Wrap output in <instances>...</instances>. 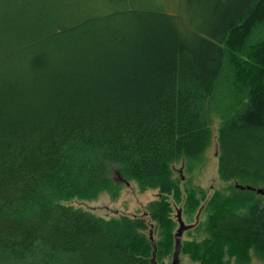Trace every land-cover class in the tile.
<instances>
[{
	"label": "trees",
	"instance_id": "obj_1",
	"mask_svg": "<svg viewBox=\"0 0 264 264\" xmlns=\"http://www.w3.org/2000/svg\"><path fill=\"white\" fill-rule=\"evenodd\" d=\"M166 1L0 0V264H162L171 166L207 149L213 110L219 179L264 186V0ZM111 167L158 190L148 218L65 204L116 199ZM204 210L207 237L180 252L264 263L261 195L216 192Z\"/></svg>",
	"mask_w": 264,
	"mask_h": 264
},
{
	"label": "rangeland",
	"instance_id": "obj_2",
	"mask_svg": "<svg viewBox=\"0 0 264 264\" xmlns=\"http://www.w3.org/2000/svg\"><path fill=\"white\" fill-rule=\"evenodd\" d=\"M168 1L172 5H168ZM168 1H166L167 6H171L170 8L174 9L176 0ZM209 121L211 138L207 149L196 160L181 159L171 166L172 179L179 183L182 192V201L180 203H175L171 198L168 199L172 207L170 217L175 223L174 234H176L180 222L184 225L181 236L176 238L181 248L188 243L200 242L207 237L204 231L206 220L204 208L209 198L216 192L223 196H228L236 189L235 185H239V183L233 181L225 183L218 177L219 147L217 133L220 116L217 111L213 110L209 112ZM110 177L120 189V193L116 199H113L108 193H102L94 200L83 201L76 199L71 202L67 201L65 204L90 212L103 219L118 218L121 215L148 218V206L159 199L158 190L148 189L143 192L139 191L138 184L133 180L128 181L123 178L115 167H111ZM261 188L264 189V186ZM190 197L194 200L198 199L200 202L194 213L187 212L184 206V203H188L189 200L191 201ZM261 200L264 204V196H261ZM149 226V230H153L155 223L149 222ZM155 233L153 232L152 237L156 241L158 240V236ZM174 250L175 244H173L170 255L162 260V264H172ZM182 250L181 252L179 250L177 255V264H199V262L193 261L188 254L183 253ZM250 264L264 263L253 258Z\"/></svg>",
	"mask_w": 264,
	"mask_h": 264
},
{
	"label": "water",
	"instance_id": "obj_3",
	"mask_svg": "<svg viewBox=\"0 0 264 264\" xmlns=\"http://www.w3.org/2000/svg\"><path fill=\"white\" fill-rule=\"evenodd\" d=\"M235 188H238V189H241V190L254 191L256 194L264 196V189H261V188L255 189V188H251L250 186H240V185H237V184L235 185ZM179 224H180L179 228H178V230H177V232L175 234L176 238H179L181 236L182 231L184 229V225L181 222ZM179 247H180L179 242L176 241L175 250H174V253H173V262H172V264H177V260L176 259H177V255L179 253Z\"/></svg>",
	"mask_w": 264,
	"mask_h": 264
}]
</instances>
